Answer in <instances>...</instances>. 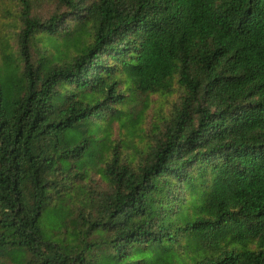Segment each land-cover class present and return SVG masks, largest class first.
I'll return each mask as SVG.
<instances>
[{"label": "trees", "instance_id": "trees-1", "mask_svg": "<svg viewBox=\"0 0 264 264\" xmlns=\"http://www.w3.org/2000/svg\"><path fill=\"white\" fill-rule=\"evenodd\" d=\"M38 1L0 0V264H264V0Z\"/></svg>", "mask_w": 264, "mask_h": 264}, {"label": "rangeland", "instance_id": "rangeland-1", "mask_svg": "<svg viewBox=\"0 0 264 264\" xmlns=\"http://www.w3.org/2000/svg\"><path fill=\"white\" fill-rule=\"evenodd\" d=\"M51 0H43L42 2L38 1L35 5H37V11L42 12V13H47L50 10L51 7ZM6 12L3 14V18H2V22L4 23H14L15 19H16V8L14 6V4L11 3H7L6 4ZM4 27L3 25H0V30L3 31ZM176 98V95H171V96H161V95H157V94H153L152 96L146 97V100L144 101L147 102L149 104V108L147 110V106L144 104H139V102L137 103V109L139 110H143V111H148V112H152L153 110H155V112L157 111H162L165 112L169 105H170V101H173ZM148 99V101H147ZM115 130H117V128L115 127ZM117 135V133L115 132V136ZM137 143H140L139 141H137Z\"/></svg>", "mask_w": 264, "mask_h": 264}]
</instances>
